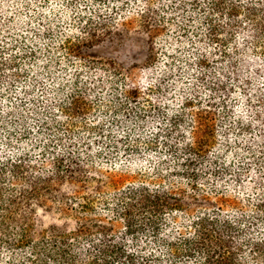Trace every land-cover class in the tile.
<instances>
[{"label":"trees","instance_id":"trees-1","mask_svg":"<svg viewBox=\"0 0 264 264\" xmlns=\"http://www.w3.org/2000/svg\"><path fill=\"white\" fill-rule=\"evenodd\" d=\"M0 264H264V0H0Z\"/></svg>","mask_w":264,"mask_h":264},{"label":"rangeland","instance_id":"rangeland-1","mask_svg":"<svg viewBox=\"0 0 264 264\" xmlns=\"http://www.w3.org/2000/svg\"><path fill=\"white\" fill-rule=\"evenodd\" d=\"M143 40L137 35H129L109 41L95 49L96 54L105 58H115L125 63L142 58L145 53Z\"/></svg>","mask_w":264,"mask_h":264}]
</instances>
